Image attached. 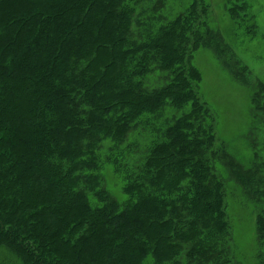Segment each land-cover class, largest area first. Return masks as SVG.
Masks as SVG:
<instances>
[{"label": "trees", "instance_id": "1", "mask_svg": "<svg viewBox=\"0 0 264 264\" xmlns=\"http://www.w3.org/2000/svg\"><path fill=\"white\" fill-rule=\"evenodd\" d=\"M183 1L170 17L168 0H0V264H264V90L237 159L194 61L224 34L210 0Z\"/></svg>", "mask_w": 264, "mask_h": 264}, {"label": "rangeland", "instance_id": "2", "mask_svg": "<svg viewBox=\"0 0 264 264\" xmlns=\"http://www.w3.org/2000/svg\"><path fill=\"white\" fill-rule=\"evenodd\" d=\"M154 1L156 0H141L136 5V9L138 7L142 8L143 4L151 6ZM210 1L211 12L205 15L207 23H211L213 27L222 31L225 40H222L221 46L226 45L227 49L222 52L215 49L213 47L215 40L211 42V35L208 45L198 49L197 53L194 54L195 64L203 74L199 89L203 95V100L208 104L214 116V130L218 131L219 137L225 142L228 150L237 159H240V157L249 158L252 153L249 129L254 113L256 114L252 104V94L260 86L264 90V0H238L237 2L241 5L235 8L232 6L234 0ZM185 7L183 0H168L167 7L158 11L163 15L173 17L176 13L184 10ZM149 8L153 9L152 7ZM228 8L230 10L233 8L237 19L229 16ZM151 10H143L141 17L150 13ZM201 45V42L198 43L197 48ZM238 63H242L246 67L244 72L237 69ZM157 75V71L151 74L148 82L153 83L158 80ZM258 103L260 104L259 101ZM261 107L263 110L259 115L262 118L256 129L257 131L252 133L251 139H255L254 145L258 152V166H256L253 173L264 181V107ZM182 111L172 106H166L164 114H177ZM162 123V120H160L159 126ZM141 131L143 130L132 132L133 136L129 140L132 144H135L134 141H136L135 145L139 146V144L146 142L150 130ZM135 137H138L141 142H138ZM125 159H123V162H125ZM232 175L227 178V182L229 178L234 177ZM112 190L115 196L121 197L117 187L112 188ZM258 210L260 211L259 208ZM258 210L255 209L254 211L255 218L256 215L257 217L259 215ZM241 212L242 210L238 208L232 215L234 218L239 219ZM248 222V216L239 219L237 222V224L241 223L239 236L242 242H245L248 236ZM255 247V243L252 242L251 248L254 249Z\"/></svg>", "mask_w": 264, "mask_h": 264}]
</instances>
